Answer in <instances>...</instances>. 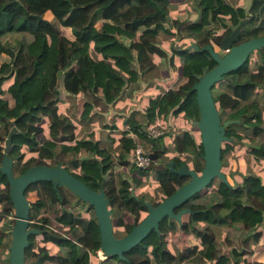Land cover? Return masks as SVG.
I'll use <instances>...</instances> for the list:
<instances>
[{
  "label": "trees",
  "instance_id": "16d2710c",
  "mask_svg": "<svg viewBox=\"0 0 264 264\" xmlns=\"http://www.w3.org/2000/svg\"><path fill=\"white\" fill-rule=\"evenodd\" d=\"M195 9L199 13L198 20L179 21L174 18L170 21L167 0H0V53L7 56V60L0 61V105L13 113L12 124L16 129L11 137L9 152L4 153L0 145V161L7 156L13 174L37 164L64 168L88 187L104 192L112 233L115 236L126 233L142 217L139 216L140 212L147 211L148 205L167 197L188 179V176L169 171L167 161H172L175 168L186 164L196 173L203 164L199 132L191 123L193 118L198 117L195 82L196 75L202 74L203 67L210 68L215 62L201 47L210 44L214 48L231 29L227 27L221 33L212 31L208 35L211 30L204 31V24L208 20L224 24L223 19L227 16L233 27L245 19L242 32L232 44L264 34V0H248L245 6H234L229 0H198ZM46 11L50 12V19L43 16ZM167 20L174 26L177 37L188 35L194 39L188 45L171 48L179 58L176 78L183 77L184 80L176 87L148 97L145 119L150 122L157 115L165 117L180 113L196 129L197 137L188 129L180 130L174 137L173 153L164 163H155L153 159L138 170L123 158V152L119 151L113 159L98 139L73 134L74 123L58 114L60 99L56 84L61 76L62 88L68 94L83 97L78 119L88 122L92 114L105 111L108 105L120 98L124 90L130 94L137 79L152 67L150 54H166L157 44L156 35L158 31L172 34L173 31L164 24ZM60 26L68 27L72 36L63 34ZM8 32L18 33V37L12 42L1 39ZM121 37L129 40L128 46L120 44ZM255 52L258 58L254 61L253 71L249 69L247 55L242 64L224 73L210 86L219 119L238 120L223 127L224 138L220 143V170L223 172L226 169L224 152L227 149L222 142L239 148L244 144L243 139L247 138L248 144L243 149L256 157L264 155V141L252 143L263 127L255 92L258 88H264V53L259 48L251 51ZM243 73L248 74L244 81L240 79ZM4 84L6 97H1ZM217 84L222 88H217ZM8 120L0 112L1 141H4L10 128ZM125 120L139 139L156 150L155 158L165 151L163 144L159 145L163 133L147 137L142 124L132 114ZM42 122L46 124V135L42 132ZM248 128L249 135L240 132ZM122 135L125 136L124 132ZM122 135L120 140L123 146L130 147L131 137ZM187 146L191 147L192 153L185 150ZM81 151L84 154H80ZM120 163L129 167V177L121 176L116 171V164ZM239 165L233 168L237 170L235 173L241 175L239 179L232 177V170L229 176L226 175L228 183L218 181L213 190L203 188L175 207L174 211L190 209V212L181 215L180 221L165 216L159 220L156 230L151 228L135 245L123 252L122 258L104 254L94 264H173L183 259L192 264H200V260L204 259L214 264H240L236 257L240 252L232 248L230 256L233 258L230 259L229 255L219 250L210 229V225L228 218L226 224H234L239 230H252L256 225H261L264 231V187L262 192L251 191L252 181L249 177L258 176L243 172ZM149 169L153 170L160 190L157 202L146 199L144 193L135 192L142 182V175L147 174ZM35 187L36 197L29 203V215H35L40 208L51 210L50 217L39 216L36 219L47 221L49 227L44 239L55 246L56 251L49 252L43 245L33 250L31 246L35 234L31 233L23 251L24 258L28 259L26 262L33 264L38 256L40 264H87L89 252L99 246V236L97 225L88 223L81 216L79 206L89 209L93 215L91 205L70 190L75 196L74 203L78 205L73 212L65 206L67 200L60 191V185L53 187L51 180L29 183L24 195ZM226 197L230 199L231 208L221 213L219 210ZM0 202L1 244L9 236L13 223L8 183L1 172ZM30 225L41 233L42 228L37 222ZM190 230L197 234L201 246L198 248L193 244L173 254L166 246L167 232ZM7 259L8 249L5 255Z\"/></svg>",
  "mask_w": 264,
  "mask_h": 264
},
{
  "label": "water",
  "instance_id": "95a60500",
  "mask_svg": "<svg viewBox=\"0 0 264 264\" xmlns=\"http://www.w3.org/2000/svg\"><path fill=\"white\" fill-rule=\"evenodd\" d=\"M245 19L233 26L229 33L223 35L218 43L219 49H214L210 44H205L201 49H206L215 64L203 67L202 74L196 75L195 101L198 117L191 123L199 132L202 147L203 164L198 173L194 172L186 164L175 168L172 161L166 164L169 171L179 176H188L174 192L158 201L154 205H148L145 214L126 233L115 236L112 233V225L109 217V209L106 206L107 199L102 190H93L80 179L58 165H30L23 171L13 174L11 162L7 156L0 161V172L5 174L8 183V196L13 209V223L9 231L7 264H32L24 261L23 251L27 244L29 234L38 233V229L28 226L29 199L24 195V190L31 182L38 180H51L53 187L64 185L79 199L87 202L92 207L95 216L99 247L105 255H117L123 257V252L135 245L152 228L157 229L158 222L165 216L180 221L182 214L190 212L188 208L174 211L193 193L200 191L212 182L214 178L223 183H228L226 174L220 170V143L224 138L223 127L237 119L220 120L218 111L214 105L210 86L224 73L236 68L246 59L247 55L256 48L264 46V34L252 36L236 44L232 41L242 32ZM10 128L3 141L2 151L8 153L11 147V137L16 132L13 120H8ZM151 160L155 159L156 150L149 151ZM235 172V171H234ZM133 195L132 187H130ZM33 264H40L38 256Z\"/></svg>",
  "mask_w": 264,
  "mask_h": 264
},
{
  "label": "crops",
  "instance_id": "0c3cea01",
  "mask_svg": "<svg viewBox=\"0 0 264 264\" xmlns=\"http://www.w3.org/2000/svg\"><path fill=\"white\" fill-rule=\"evenodd\" d=\"M245 4H242V5H245ZM156 38H157V35H156ZM156 42L164 51H166L165 48H163V46L160 44V43H164V40L163 42H158L156 40ZM152 54H154L155 56V57L154 56L152 57L150 55V58L152 61V67L146 71V74L143 73L141 77L137 79L138 85H136L135 88L131 90V95L129 97L117 99L113 103L108 105L105 111L92 114L88 122L81 120V124L84 125V127H86L87 125H91V122H93L94 119L96 122L98 120L97 117H100V114L103 113L104 120L102 121V124L96 126L98 128V131L96 133H92V131L88 129L85 132L87 134H83V135L91 139H98L100 144L103 145L108 151L110 149L109 146H115L113 148L116 149V154L119 151L123 152L124 153L123 158L126 159L130 164L132 163L130 160L129 147L128 148L124 147L122 144V141L120 140V136L123 133L122 131L119 130V128H121L122 120L127 117H130L132 114L133 117L138 122H140L141 124L145 123L146 119H145L144 110H145V105L147 104L148 97L154 96L157 93L161 94L164 90H166L169 87H176L177 85L182 83L184 80V79L181 80L182 77H179L178 79L176 78L177 77L176 74H179V72L177 73V70H176V68H178L179 70V58L177 55H175L171 51V48H169L168 51H166L167 55L164 56L165 58L162 56H158L156 53H152ZM177 62H178V66L176 64ZM171 63L172 64L174 63V64L172 65ZM156 68H158L157 71H155ZM246 79L247 77L242 78L241 80L244 81ZM57 90H58V95L60 99V101L58 102V109H57L58 114L60 113V110H61L62 114H65L69 117L70 114L72 113V110H74L76 111V116L78 119V114L80 112V107H81L83 97L77 94L75 95L68 94L62 88L61 76L59 77V80L57 82ZM255 99H256V96H255ZM122 107H124V109H122ZM259 108L261 110V118H262V125H263L262 131L259 135L261 137L263 136L262 139H264V92H263L262 100H260ZM67 110L69 112L66 114ZM180 116H182L180 113H177L175 115L167 114L165 117L157 115L159 122L164 126L163 137L166 138V140L163 141V147L165 148V151L162 152V155H164L165 152L166 153L171 152V154L173 153V145H175V139H174L175 134H177L182 129H187L186 126H182V124L180 125L179 123L177 124V122L179 121L178 117ZM72 120L73 119H71V121ZM72 122L75 125L74 120ZM108 122L114 124L115 127L110 126L109 128V126L106 125ZM175 125H178V127H176V129L174 130ZM113 132H116L119 135L118 136L119 140H117V137H115ZM245 134H248V133H245ZM83 135H80V136L84 137ZM126 136L130 137L128 135H125L123 137H126ZM167 137H168V140H167ZM243 143H244V140H243ZM252 143H255V142H252ZM169 145H171L172 147L171 150L168 149ZM83 152L84 151H81L80 154H84ZM246 153L249 156L248 157L249 158L248 167L250 169L246 165L242 169L240 167V169L243 172L244 171H247L249 173L252 172L258 176V177H249V179H251L252 181L251 191L262 192L263 187H264V155L262 157H256L255 155H253L252 153H249L248 151ZM258 160L261 161L260 164L257 163ZM120 164H123V163H120ZM123 165L125 166V169L127 170V172H129V175L125 177H129L131 175L130 169L127 168L126 164H123ZM210 184L208 185L210 186ZM215 187L216 186L210 188L209 190H213ZM230 208H231L230 199L226 197L224 198L223 206L220 208L219 212L225 213V211H227ZM222 216L224 217V214ZM183 219L186 220V217L184 216ZM227 220L228 218L224 222L215 223V224L210 225V229L213 231L214 237L218 242L219 250L224 252L226 255H229L230 259H232L233 257L230 256V251L232 248H235L236 250L240 252L238 255H236L240 264H264V231L262 229V226L256 225L254 229L252 230H239L234 224H230V225L226 224ZM221 224H225V226L227 225V228L221 227L220 229L222 230H219V232H217L218 230H216L215 226L221 225ZM224 230L226 232L229 231V234L233 237L229 236V234H227ZM169 232L173 236H183L186 239L189 238V234H190V231H186V232L169 231ZM226 238L230 240L226 242ZM233 238L234 240H236V242L232 241ZM193 244H196L198 248L201 246L198 236L196 237V239L194 237L192 241L183 244L181 247H177V251H175V249L173 248H170L168 243H166V246L169 248V250L173 254H176L184 247L191 246ZM200 262H201L200 264H214L213 261H210L208 259L200 260ZM159 264H164V263H159ZM173 264H192V263L186 259H183L180 262L173 263Z\"/></svg>",
  "mask_w": 264,
  "mask_h": 264
},
{
  "label": "rangeland",
  "instance_id": "374dc122",
  "mask_svg": "<svg viewBox=\"0 0 264 264\" xmlns=\"http://www.w3.org/2000/svg\"><path fill=\"white\" fill-rule=\"evenodd\" d=\"M197 1L198 0H167V15L170 18V21H171V19H174V18L179 20V21L186 20V19H191L193 21L198 20L199 13L195 9ZM229 1L234 6L238 5V4H245L247 2V0H229ZM43 16L45 18H47V19L51 18V14H50L49 11L44 12ZM168 22H169V20H167V22H164V24H165V26L168 29H171L173 31L172 34L165 33V32H162V31H158L157 38H156V40L158 42H163V40H164V43H160V44L163 46V48H165L166 51H168V49L172 48L173 46L177 47L178 45L179 46L188 45V43H190V41H192L194 39L193 37L188 36V35L182 36V37H177L176 30H175L174 26L170 25L171 23L170 22L168 23ZM223 23L224 24H220V23H217V22L214 23V22H211V21L208 20V22L206 24H204L202 29H204V31L206 29L211 30V31H209V34H208V35H210V33H212V31L215 32V33H221L227 27L232 28V26L229 24L227 16H225V18L223 19ZM60 29L66 36H68V37L72 36L71 33H70L69 28L60 26ZM16 37H18V33H16V32H8V33L2 35L1 39L5 40V41H8V42H12ZM209 38H210V36H209ZM120 44H124V45L128 46L129 45V40L127 38L121 37L120 38ZM214 48L216 50H219V51L223 52L222 50L219 49L218 45H214ZM259 49L261 50L262 53H264V46L260 47ZM91 54H92V52H91ZM150 55L152 57L154 56V54H150ZM166 55L167 54H164L162 57H164ZM248 55H249L248 56L249 57L248 58V66H249L250 71H253L254 70V65H255L254 61L258 58L257 57V53L256 52L255 53H251L250 52ZM164 58H162V59H164ZM3 60H7V56L5 54H3V53H0V61H3ZM176 64L178 66V62ZM172 65H170V66H172ZM157 70H158V68L155 69V71H157ZM176 70H177V73H178L179 72L178 68H176ZM144 73L146 74V71ZM176 75H178V74H176ZM247 76H248L247 73H243V74H241L240 79L246 78ZM183 79L184 78L182 77L181 80H183ZM58 80H59V78H58ZM58 80H57V82H58ZM136 85H138V83ZM5 86H6V84H4L2 86L3 93L1 94V97H6ZM216 87L217 88L218 87L222 88V86H220L218 84L216 85ZM56 88H57V84H56ZM262 91L264 92V88L263 87L258 88V90L255 92V96H256L255 101L257 102V104H260V100H262V97H263V92ZM130 95H131V92H130V94H127V90H124V92H122L120 98H118V99L127 98ZM122 109H124V107H122ZM0 112L3 113V115L6 116L8 119H13V113H10L9 111L5 110L4 108L1 107V105H0ZM68 112L69 111L67 110L66 114ZM59 115H64V116L68 117L67 115L62 114L61 110H60ZM68 118L70 120L71 119L74 120L75 125H74L72 130H73V134H75L77 136H80V135H83V134H87L85 132L88 129H90V131H92V133H96L98 131V128L96 126L97 125H101L102 121L104 120V116H103V113H102V114H100V117H97L98 120L96 122L98 124L95 122V119H94V121L91 122V125H87L86 127H84V125L81 124V121L79 119H77L76 111H74V110H72V113L70 114V116ZM222 118H224L223 114H222ZM113 119H114V117H113ZM178 119H179V121L177 122V124L179 123L180 125L182 124V126H186V128L189 129L190 131H192L193 134L197 137V131H196V129L193 126H191L189 121L185 120L182 116L178 117ZM106 125H108L109 128H110V126L115 127V125L110 123V122H108ZM41 127H42V132L46 135L47 128H46L45 122L41 123ZM176 127H178V125H175L174 130L176 129ZM90 131H89V133H90ZM240 132L243 133V134L244 133H248L249 134L250 130H249V128L248 129H241ZM113 133H114L115 137H117V140H119V137H118L119 135L116 132H113ZM172 133H173V131H172ZM83 136H85V135H83ZM262 137L260 135L255 137L253 142H255L256 144L263 142L264 139H262ZM165 140H166V138L161 136L160 139H159V145L163 144V141H165ZM167 140H168V137H167ZM243 140H244V145L248 143V139L247 138H244ZM141 142L143 143L145 148H148V149H150V151H152V149L150 148V144L148 142L143 141V140H141ZM222 144L227 149L224 152V162L226 164V169H225L224 173L226 175L229 176L228 173L230 171H232V170L235 171V169H233V168H234V166L239 165L240 161H241V164L239 165V167H241V169L244 168L245 165L247 167L249 166L248 165V159H249L248 157L249 156L246 153L247 152L246 149H243V146L239 147V148H235L234 146H231L230 144H228L226 142H222ZM0 145L3 146V141H1V140H0ZM113 147H115V146H109V148H110L109 151H110V154H111L112 158L114 159L115 158L114 156L116 155V149L113 148ZM23 149L25 150V148H23ZM168 149H170V150L172 149L171 145L168 146ZM185 150L187 152H189V153H192V149H191L190 146H187L185 148ZM170 155H171V152L170 153H166L165 152L164 155H162V153H159L158 157L154 159V162L155 163H164L168 159V157ZM257 163L260 164L261 161L258 160ZM127 168L129 169L128 166H127ZM115 169L119 173V175H121V176H128L129 175V172H127V170L125 169V166L123 164H119V166H118V164H116V168ZM136 169L140 170L137 167H136ZM232 177L234 179H239L241 177V175L233 172ZM217 183H218V179L214 178L212 180L210 186L207 185L204 188L208 187L206 190H209L210 188L216 186ZM36 189H37V187H35V189L27 191L26 197L29 199V201H33L35 199V197H36ZM60 191H61L62 195L65 196V198L67 200L66 203H65V206L70 207V209L73 212H75L77 207H78V205H76L74 203V201H75L74 194L64 185H60ZM135 192L136 193H142L143 192L144 195H145V198L150 200L151 202H157L158 201L160 190H159L158 184L154 180L153 170L149 169L147 174H143L142 175V182L140 183V185L137 188H135ZM1 203L2 202H0V212H2L1 211ZM79 209H80L79 212H80L81 216H83V218L88 223H92L95 226L97 225L96 224V220L94 218L95 216H94V214L92 215V213H91V211L89 209L82 208V205L79 206ZM51 213H52L51 210L46 209V208H40L36 212V214L33 215V216L29 215L30 212L28 213L29 220H31L33 222L34 221L37 222L38 226L42 228L41 229V233H36L35 236L32 239V246L31 247L35 251L41 245H43L49 252L55 253V251H56L55 246H52L50 243H48L44 239L45 232L47 231V229L49 227L47 221L46 220L45 221H39V220L36 219L39 216H48V217H50ZM144 214H145V212H140L139 216H143ZM112 220H113V223H114V216H112ZM215 227H216V230H218L217 232H219V230H222V229H220L221 227L222 228H227V225L225 226V224H221V225H217ZM226 233L229 234V231H227ZM118 234H120V233H118ZM217 236H218V234H217ZM229 236H231V235L229 234ZM194 237L196 239L197 234H195L194 231L190 230V234H189V238L188 239L184 238L183 236H173V235L170 234V232H167V234L165 236V239H166V243H168L169 247L173 248V249H175V251H177V247H181L183 244L192 241V239H194ZM231 237H233V236H231ZM229 240L230 239L226 238V242H228ZM219 241H220V239H219ZM232 241L236 242V240H234V238L232 239ZM8 243H9V236H6L3 239V243L0 244V264H7V261L5 260V255H6V251L8 249L7 248L8 247ZM96 257L97 256H95V255L93 257L91 256L90 262L92 261V263H95L97 261ZM27 260L28 259L24 258V261H27Z\"/></svg>",
  "mask_w": 264,
  "mask_h": 264
},
{
  "label": "built area",
  "instance_id": "2783aa9c",
  "mask_svg": "<svg viewBox=\"0 0 264 264\" xmlns=\"http://www.w3.org/2000/svg\"><path fill=\"white\" fill-rule=\"evenodd\" d=\"M119 130L124 132L125 135L130 136L132 139L129 147L131 163L137 168H144L147 166L151 161L148 154L150 149L144 147L141 139L135 135L125 119L122 120L121 128H119ZM142 130L147 137H155L163 133L164 126L159 122L158 117L155 116L150 122L142 124ZM28 222L32 221L28 219ZM94 255L97 256V260L104 256V253L99 246L93 247L92 252H89L87 264H94L92 261L90 262L91 256L93 257Z\"/></svg>",
  "mask_w": 264,
  "mask_h": 264
},
{
  "label": "flooded vegetation",
  "instance_id": "af4514ba",
  "mask_svg": "<svg viewBox=\"0 0 264 264\" xmlns=\"http://www.w3.org/2000/svg\"><path fill=\"white\" fill-rule=\"evenodd\" d=\"M33 222V221H32ZM32 222H28V226H31L30 224L32 223ZM35 222V221H34Z\"/></svg>",
  "mask_w": 264,
  "mask_h": 264
}]
</instances>
